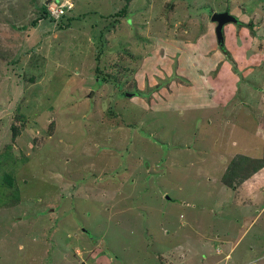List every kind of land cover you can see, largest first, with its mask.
<instances>
[{"label":"rangeland","instance_id":"obj_1","mask_svg":"<svg viewBox=\"0 0 264 264\" xmlns=\"http://www.w3.org/2000/svg\"><path fill=\"white\" fill-rule=\"evenodd\" d=\"M260 6L0 0V264H264Z\"/></svg>","mask_w":264,"mask_h":264},{"label":"crops","instance_id":"obj_2","mask_svg":"<svg viewBox=\"0 0 264 264\" xmlns=\"http://www.w3.org/2000/svg\"><path fill=\"white\" fill-rule=\"evenodd\" d=\"M260 7H262L261 9H263L262 11H264V7L263 6H260ZM236 11H237V9L234 8L232 10V14L235 16V18H238V20L241 21V19H243L244 13H241L240 11H239V13H237ZM255 17H258V14H255ZM262 21L264 22V18L261 19L260 22H257V24L255 22H253L252 24H250L252 26L251 28L252 29L254 28L255 30H257L259 28V24L262 23ZM241 31L242 30H240L239 33ZM222 32L224 33L223 27H222ZM258 130H259L258 128L255 129V132L257 134H258V132H257ZM262 139H264V136L262 137ZM262 155H263V150L260 153V156L258 157V159L261 158ZM250 157L251 156H248L247 158H250ZM250 159H253V158H250ZM237 179H239V181L236 183V185H234V189L237 190V192H235V194H237V196H235V198L238 196H240V197L237 199L236 203L239 204L240 206H243L244 202L242 200H244L245 197L248 198L246 200V202L250 203V200H252L254 202V199H255L256 195L259 193V191L264 190V165H262L256 169H253V171L251 172V174L249 176L241 177V178H237ZM235 198H234V200H236ZM245 207H247V206H245Z\"/></svg>","mask_w":264,"mask_h":264},{"label":"trees","instance_id":"obj_3","mask_svg":"<svg viewBox=\"0 0 264 264\" xmlns=\"http://www.w3.org/2000/svg\"><path fill=\"white\" fill-rule=\"evenodd\" d=\"M223 10H227L229 13H232L231 11H230V9H223ZM40 12H41V14L42 15H46V10H45V6L44 5H41V7H40ZM212 13V12H211ZM244 15V14H243ZM246 15V14H245ZM41 17H43V16H41ZM234 24H238V26H240V25H244L243 24V22H241L240 20H237V23H234ZM251 23H249V27L248 28H251L252 26L250 25ZM246 25V24H245ZM223 33V32H222ZM220 47V46H219ZM220 48H222V47H220ZM15 133H16V131L14 130V132H13V135H15ZM1 159H2V164L4 165V166H9V165H11V161H8V156L7 155H3L2 157H1ZM247 160V162L248 161H250L251 159H249V158H247L246 159ZM251 162H253V163H249V164H251V166L249 167V170L250 169H253L254 168V165H255V169L256 168H258V167H260V166H262V165H264V154L261 156V158H259V159H254V161H251ZM236 171H238V170H235L234 172H233V177H229L230 179H232V178H234V177H236L237 175V178H241V177H244L245 175H246V173L247 172H244L243 173V171L242 172H238V174H236L237 172ZM245 171V170H244ZM0 179L2 180V183H5L6 185H10V183H11V177H10V171L9 170H5V169H1L0 168ZM226 180V179H225ZM239 181V180H238ZM229 186H231V187H233V182L231 183V182H226Z\"/></svg>","mask_w":264,"mask_h":264},{"label":"water","instance_id":"obj_4","mask_svg":"<svg viewBox=\"0 0 264 264\" xmlns=\"http://www.w3.org/2000/svg\"><path fill=\"white\" fill-rule=\"evenodd\" d=\"M47 2V1H46ZM210 21L215 23L214 34L217 43L222 45V27L227 23H235L237 19L230 14L227 10L212 12L210 15Z\"/></svg>","mask_w":264,"mask_h":264},{"label":"built area","instance_id":"obj_5","mask_svg":"<svg viewBox=\"0 0 264 264\" xmlns=\"http://www.w3.org/2000/svg\"><path fill=\"white\" fill-rule=\"evenodd\" d=\"M55 8H56V12H55V11H54V12H55L56 14H57V13H58V14L62 13L61 5H60V4H59V5H56Z\"/></svg>","mask_w":264,"mask_h":264},{"label":"clouds","instance_id":"obj_6","mask_svg":"<svg viewBox=\"0 0 264 264\" xmlns=\"http://www.w3.org/2000/svg\"><path fill=\"white\" fill-rule=\"evenodd\" d=\"M221 11H223V10H221ZM217 12V11H216ZM230 14H232V13H230ZM233 15V14H232ZM234 16V15H233ZM235 17V16H234ZM237 19V18H236ZM235 23H237V21L235 22Z\"/></svg>","mask_w":264,"mask_h":264}]
</instances>
